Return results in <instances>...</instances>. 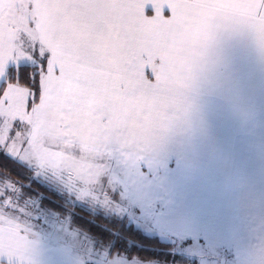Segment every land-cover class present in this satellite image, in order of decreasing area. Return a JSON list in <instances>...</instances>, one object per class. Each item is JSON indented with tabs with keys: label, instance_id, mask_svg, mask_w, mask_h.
<instances>
[{
	"label": "snow or ice",
	"instance_id": "obj_1",
	"mask_svg": "<svg viewBox=\"0 0 264 264\" xmlns=\"http://www.w3.org/2000/svg\"><path fill=\"white\" fill-rule=\"evenodd\" d=\"M228 26L264 49V0H0V152L106 202L103 158L182 118L191 66ZM0 172V264H25L19 185Z\"/></svg>",
	"mask_w": 264,
	"mask_h": 264
},
{
	"label": "crops",
	"instance_id": "obj_2",
	"mask_svg": "<svg viewBox=\"0 0 264 264\" xmlns=\"http://www.w3.org/2000/svg\"><path fill=\"white\" fill-rule=\"evenodd\" d=\"M185 98L186 113L161 137L135 153L112 151L144 176L152 207L144 217L168 240L151 235L174 245L206 241L229 250L238 264H264V49L254 34L233 26L215 30L191 66ZM104 212L135 225L143 215L134 208L123 216ZM25 226V264H90L80 247L41 236L36 224ZM136 258L116 260L200 264Z\"/></svg>",
	"mask_w": 264,
	"mask_h": 264
},
{
	"label": "rangeland",
	"instance_id": "obj_3",
	"mask_svg": "<svg viewBox=\"0 0 264 264\" xmlns=\"http://www.w3.org/2000/svg\"><path fill=\"white\" fill-rule=\"evenodd\" d=\"M102 162L105 171L100 177L97 191L104 194L106 202H100L90 197L82 198L79 195L78 190L68 184L65 177L57 175L51 171L40 170L36 166L30 167L35 168L33 179L40 180L57 188L59 192L65 195V199L69 203H72L73 205H81L94 210L101 208L104 211L117 213L121 216L124 214L127 215L130 209L133 210L134 208L138 213L143 214L140 223L137 222V226L143 228L150 235L157 233L164 239L168 240L166 238L168 235L155 229L152 230V228L149 227L152 221L147 220V217H144L149 207L151 209L152 207L150 202L146 201L144 198L147 194L144 183L141 182L145 180L143 179L144 176L140 177L139 174L133 171L135 162H130L128 164L125 163L124 165L113 152L110 155L105 156ZM132 181L135 183L134 187L131 185ZM139 184L143 186H136ZM21 191L22 190L19 187V195L17 199L21 207L22 217L25 219L22 218V220L26 225L28 224V226L31 227L36 224V228L40 230L39 233H41V236H49V238L54 240L80 247L79 250L85 253L90 264H114V262L117 261L116 259L121 254L111 253V243L108 245L105 244L104 246L100 244L98 245L99 242L90 233L82 231L72 225L69 215L71 214V210L68 212L69 216L67 217L66 215V218L63 219V215L51 210L47 206H42L36 198L30 197V195L24 192V190L22 192L27 196L22 198ZM138 197L139 200L136 201L135 198ZM141 202L143 203L142 205ZM145 202L146 204H144ZM206 244L209 246H206ZM188 246H194L193 248H197L198 250L190 249ZM221 248V245L220 247H216L206 241L204 245H201L196 239L195 242L190 240L189 243H184L182 239H180L179 242L175 243L174 247L175 251L186 256L189 261L197 259L200 264H238L229 250L225 252ZM112 255L115 257H112ZM123 256L128 255L123 254Z\"/></svg>",
	"mask_w": 264,
	"mask_h": 264
},
{
	"label": "trees",
	"instance_id": "obj_4",
	"mask_svg": "<svg viewBox=\"0 0 264 264\" xmlns=\"http://www.w3.org/2000/svg\"><path fill=\"white\" fill-rule=\"evenodd\" d=\"M8 170L17 180L21 190L34 197L42 206L60 213L65 219L70 215L72 225L90 233L99 243L112 244L111 253L127 254L130 257L185 262L189 259L175 251V245L158 235L147 234L126 218L94 210L81 205H73L54 186L33 179L35 168L20 165L0 152V170ZM3 175V172H0ZM21 191V192H22ZM22 198L27 196L22 192ZM69 210L71 214L68 215Z\"/></svg>",
	"mask_w": 264,
	"mask_h": 264
}]
</instances>
